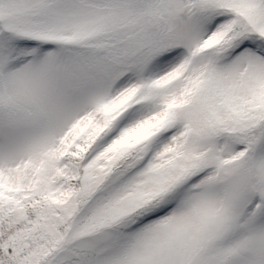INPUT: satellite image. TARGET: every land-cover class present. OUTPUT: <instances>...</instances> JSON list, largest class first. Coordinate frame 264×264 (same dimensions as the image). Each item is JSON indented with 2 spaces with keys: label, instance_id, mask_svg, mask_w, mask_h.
Returning a JSON list of instances; mask_svg holds the SVG:
<instances>
[{
  "label": "snow or ice",
  "instance_id": "snow-or-ice-1",
  "mask_svg": "<svg viewBox=\"0 0 264 264\" xmlns=\"http://www.w3.org/2000/svg\"><path fill=\"white\" fill-rule=\"evenodd\" d=\"M0 264H264V0H0Z\"/></svg>",
  "mask_w": 264,
  "mask_h": 264
}]
</instances>
